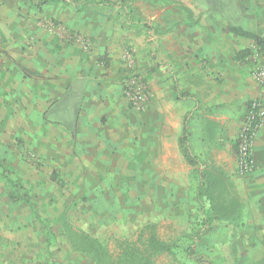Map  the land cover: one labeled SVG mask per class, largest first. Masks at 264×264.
<instances>
[{
  "label": "crops",
  "instance_id": "0c3cea01",
  "mask_svg": "<svg viewBox=\"0 0 264 264\" xmlns=\"http://www.w3.org/2000/svg\"><path fill=\"white\" fill-rule=\"evenodd\" d=\"M81 1L88 0L37 8L19 0L26 12L57 3L68 6L67 11L83 17L63 18L86 32L95 46L90 52L67 45L58 49L45 38L40 49L6 46L7 56L0 59L4 117L18 108V116L29 119L34 148H43L52 165L65 159L64 163L84 167V181L101 174L109 176L105 181H119L125 176L115 170L119 166L140 167L141 181H149V175L162 183L176 181L192 166L218 169L229 180L239 126L248 103L263 93L246 60L255 40L245 33L264 36V0H90L102 12L78 8L74 2ZM14 5L15 1L0 0V43H5L6 32H12L8 38L14 42L20 39L12 31L19 25H8L1 16L12 13ZM23 19L29 22L19 33L23 38L31 33L32 38L35 20ZM102 20L115 30L102 27ZM129 39L152 86L146 110L138 111L123 93L122 44ZM185 127L188 144L200 160L196 165L182 151ZM207 151L217 164L214 168L205 164ZM255 159V174L264 175V127L255 141Z\"/></svg>",
  "mask_w": 264,
  "mask_h": 264
},
{
  "label": "rangeland",
  "instance_id": "374dc122",
  "mask_svg": "<svg viewBox=\"0 0 264 264\" xmlns=\"http://www.w3.org/2000/svg\"><path fill=\"white\" fill-rule=\"evenodd\" d=\"M9 1H15L17 5L10 7L12 13L6 11L1 16L8 25H19L18 29L12 31L20 37V42L8 38L12 32H4L6 40L0 43L1 60L7 56L4 50L16 44L40 49L43 38L47 45L58 49L67 45L77 46L85 52L94 50L95 44L90 36L79 26L72 27L63 18L65 15L75 21L83 17H77L73 10L67 11L68 6L57 3L47 6L43 11L28 8L29 12H26L27 7L18 5L19 0ZM28 16L35 20L36 34L32 38L31 33L26 34L23 38L19 33L20 26L27 25L29 21L23 18ZM102 21V27L110 26V31L115 30L113 24ZM125 33L127 36L131 34L127 30ZM137 34L136 38L139 39L140 32ZM149 39L150 43L155 42V37ZM261 39V43L254 41L247 48L246 55L256 82L257 66L264 60V36ZM121 61L124 96L129 74H138L149 93V100L143 107H135L126 98L138 111L146 110L151 103L152 86L147 71L139 68L135 44L130 39L122 44ZM17 110L12 112L11 117H4L6 112L0 109V158L5 161L10 176L19 181L22 191L30 196L32 205L10 198L12 188L7 184L0 167V264H51L48 251L55 256L57 264H94L90 257L71 248L59 221L63 213L67 214L77 229L100 238L115 256L120 243L137 240L143 231V235L149 231V228L144 229L148 226L155 228L163 240L179 245V260L169 254H162L156 258L158 264H182L188 261L185 249L192 240L193 228L199 219L195 201L198 166H192L188 174L174 175L178 180L165 183L158 182L156 176L151 178L150 175L149 181H141L140 167L130 170L125 166L115 169L125 175L119 176V181H105L109 176L102 174L89 175L90 180L84 181L81 176L84 167L75 162L64 163L65 159L60 165H52L50 159L44 158L43 148H34L35 144L30 142L28 135L29 119L19 117L20 111ZM246 113L238 129L236 164L229 169L232 172L229 190L232 197L247 203L248 226L241 230L225 222L215 223L211 233L198 244L199 251L213 264H264V175L255 174L256 162L253 170L246 175L240 173L238 166V137ZM263 127L264 123L257 129L254 138V158L255 141ZM19 128H22L21 134L17 133ZM204 158L207 166L214 168L217 165L208 158V151ZM131 173L134 175H126ZM99 177L107 178L103 181L98 180ZM56 178L61 179L63 184H59Z\"/></svg>",
  "mask_w": 264,
  "mask_h": 264
},
{
  "label": "trees",
  "instance_id": "16d2710c",
  "mask_svg": "<svg viewBox=\"0 0 264 264\" xmlns=\"http://www.w3.org/2000/svg\"><path fill=\"white\" fill-rule=\"evenodd\" d=\"M62 0H26L30 6L42 8L50 2H60ZM78 8L88 7L91 10L102 12L98 4L92 1L74 2ZM108 8V7H107ZM242 33H245L242 31ZM255 42H262L261 37L253 36ZM187 128H184L181 137L182 151L191 165L200 163L199 158L193 154L186 135ZM2 174L12 188L10 198L14 201H21L32 205L30 196L23 192L20 182L10 176L9 170L5 166V161L0 158ZM57 179V178H56ZM59 184H63L61 179H57ZM226 174L218 169H208L203 167L198 169V184L195 191V201L199 219L193 228L192 240L185 249V256L188 261L196 264H213L198 249L199 242L211 233L216 222H225L244 230L248 226L249 209L245 201L231 196L230 187ZM261 204L263 202H260ZM64 234L67 237L71 248L80 254L90 257L94 264H158L156 258L162 254H169L175 260H179V245L176 242L163 240L157 234L155 228L145 226L148 229L141 233L137 240L125 241L119 244V252L113 255L106 243L93 234L77 229L70 221L67 214L63 213L59 218ZM47 225V220L46 223ZM51 264H57L55 256L48 251ZM183 261L182 264H190Z\"/></svg>",
  "mask_w": 264,
  "mask_h": 264
},
{
  "label": "built area",
  "instance_id": "2783aa9c",
  "mask_svg": "<svg viewBox=\"0 0 264 264\" xmlns=\"http://www.w3.org/2000/svg\"><path fill=\"white\" fill-rule=\"evenodd\" d=\"M264 56V49H263ZM255 77L263 87V93L255 98L248 106L245 122L238 137V166L241 174L250 173L255 166L254 138L257 129L264 123V60L256 69ZM125 95L135 107H143L149 100L142 77L131 73L125 85Z\"/></svg>",
  "mask_w": 264,
  "mask_h": 264
}]
</instances>
